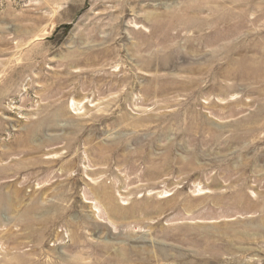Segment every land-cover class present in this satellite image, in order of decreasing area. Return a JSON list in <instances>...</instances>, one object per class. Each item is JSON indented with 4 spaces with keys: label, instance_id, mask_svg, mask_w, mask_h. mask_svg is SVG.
I'll use <instances>...</instances> for the list:
<instances>
[{
    "label": "rangeland",
    "instance_id": "1",
    "mask_svg": "<svg viewBox=\"0 0 264 264\" xmlns=\"http://www.w3.org/2000/svg\"><path fill=\"white\" fill-rule=\"evenodd\" d=\"M0 264H264V0H0Z\"/></svg>",
    "mask_w": 264,
    "mask_h": 264
},
{
    "label": "bare ground",
    "instance_id": "2",
    "mask_svg": "<svg viewBox=\"0 0 264 264\" xmlns=\"http://www.w3.org/2000/svg\"><path fill=\"white\" fill-rule=\"evenodd\" d=\"M71 104H68L71 108L75 107L76 103L74 100H71L70 102ZM81 103V102H80ZM77 108H73V110H75ZM43 123V122H42ZM107 189L106 188H103L102 190H100L102 192V195L106 196L108 193L106 191ZM88 203V202H87Z\"/></svg>",
    "mask_w": 264,
    "mask_h": 264
}]
</instances>
